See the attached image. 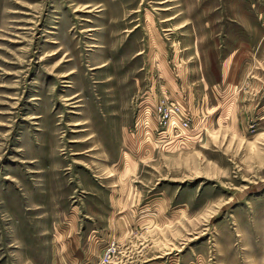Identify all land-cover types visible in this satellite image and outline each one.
I'll list each match as a JSON object with an SVG mask.
<instances>
[{
  "label": "rangeland",
  "instance_id": "rangeland-1",
  "mask_svg": "<svg viewBox=\"0 0 264 264\" xmlns=\"http://www.w3.org/2000/svg\"><path fill=\"white\" fill-rule=\"evenodd\" d=\"M109 244L264 264V0H0V264Z\"/></svg>",
  "mask_w": 264,
  "mask_h": 264
},
{
  "label": "built area",
  "instance_id": "built-area-1",
  "mask_svg": "<svg viewBox=\"0 0 264 264\" xmlns=\"http://www.w3.org/2000/svg\"><path fill=\"white\" fill-rule=\"evenodd\" d=\"M174 111L178 112V107H177V104L172 103V102L161 101L159 103V105L157 106V115H158L157 130H158L159 134L164 133L166 128L170 125L169 119L172 116L171 114L174 113ZM184 116L181 118L182 119V125L187 126V128H188L189 117L185 113H184ZM186 118H187V121H186ZM173 129H175V128H173ZM107 246L103 250V254H102L103 259L101 257V260L97 264H109L112 255L116 252L115 246H114V248L112 246H109V247H107Z\"/></svg>",
  "mask_w": 264,
  "mask_h": 264
},
{
  "label": "bare ground",
  "instance_id": "bare-ground-1",
  "mask_svg": "<svg viewBox=\"0 0 264 264\" xmlns=\"http://www.w3.org/2000/svg\"><path fill=\"white\" fill-rule=\"evenodd\" d=\"M161 101L175 103L173 101H169L168 99H163ZM175 104H177V103H175ZM158 105H159V103H157L156 106H155V115H156L155 117H156V120H157V125H158V115H157V106ZM177 107H178V112L177 111H174V113L171 114L172 116L170 115L171 116L170 119H169L170 125L166 128L165 132L162 133V134H159V132H158V136H159L160 139H167V140H170V139L185 140L187 138V135H185L183 133H180L179 134V132H180L181 129L186 128V126H183L182 125V119H181L184 116V113L185 112H182V110L180 109V105L177 104ZM180 115H182V117L180 119H178V122H175L173 120V117L174 116L178 117ZM186 121H187V118H186ZM173 128H175V129H173ZM178 142L180 143V141H178ZM109 246H112L114 248V244L113 245L112 244H109L107 247H109Z\"/></svg>",
  "mask_w": 264,
  "mask_h": 264
},
{
  "label": "crops",
  "instance_id": "crops-1",
  "mask_svg": "<svg viewBox=\"0 0 264 264\" xmlns=\"http://www.w3.org/2000/svg\"><path fill=\"white\" fill-rule=\"evenodd\" d=\"M55 264H57V263H55ZM86 264H95V263H86Z\"/></svg>",
  "mask_w": 264,
  "mask_h": 264
}]
</instances>
